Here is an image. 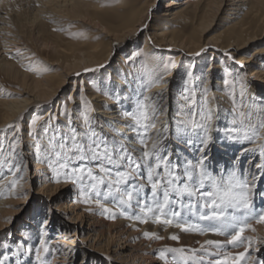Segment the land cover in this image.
I'll return each instance as SVG.
<instances>
[{"label":"bare ground","instance_id":"1","mask_svg":"<svg viewBox=\"0 0 264 264\" xmlns=\"http://www.w3.org/2000/svg\"><path fill=\"white\" fill-rule=\"evenodd\" d=\"M103 1L0 0V69L8 79L20 80L26 86L19 92L17 99L0 101V134L6 136L10 131L8 139L0 142V145H3L0 160L5 161L8 158L10 146L15 141L17 144L13 162L16 164L18 161L22 166L19 179L17 175L20 173L14 175L9 171V167L3 168L5 174L0 178V228L10 227V218L21 213L29 193L28 189L35 182L41 183L38 195L42 200V205L35 211L36 214L33 212L19 226L20 233L13 236L6 234L0 238V264H214L229 253L235 255L243 252L248 241L252 242L248 256L240 264H247L253 256L256 259L251 260V264H264V224L256 222L259 211L264 209V172L255 167L264 162V155L260 152V148L264 147V133H261V138L256 143L230 138L231 134L227 129L239 125L232 124L233 107L230 110L226 107L228 103L225 85L221 78L217 79L216 73L223 70L234 82H238L234 87V95L237 97L235 99L241 100L239 94L243 89L242 99L246 115L250 111L251 122L258 126L264 116V63L255 64L252 59L245 58L240 53L264 38V0H167L165 5H162V0H134L127 17L121 15L108 18L102 10ZM221 15L224 17L220 19ZM63 19L91 27L97 31L95 35L102 37V40L97 43L73 44L71 49L62 51V59L50 64L57 67L58 73L42 79H33L27 72L20 70L29 66L30 58H27L29 50L19 39V32L28 28L34 30L38 26H51L63 31ZM218 21L222 24V32L215 38H208L216 25L218 26ZM174 25L190 28L191 33L169 31ZM59 35L61 37L60 33ZM140 36L143 37L147 51L146 56L142 57L145 72L148 74L146 84H140L139 71L128 73L127 71L131 70L124 69L123 66H120L124 70L120 77L117 72L111 77L109 72L97 75V83L101 84L102 80H106L103 85L106 84L100 89V93H91L89 98L78 99V102L72 105V114L77 116L79 107L94 102L93 110L88 112L90 127L109 141H119L130 150L135 149L134 155L139 156L141 145L137 142V133L131 127L133 121L126 113L134 112L137 101L143 94H147L154 98L163 113L157 120L156 128L150 129L149 134L155 138L157 132L167 127V138L163 139L160 145L161 155L163 150L171 152V162L181 166L177 171H182L185 160L194 165L206 154L208 159L205 161V167L213 175H226L235 169L237 174L246 178L249 183L256 177L252 191L253 216L248 221L251 229L255 230L246 229L235 246L223 242L229 240L236 229L221 228L218 221L199 219L198 213L203 211L199 206L193 211L184 207L181 209V215L173 218L171 209H179L180 206L170 204L169 208L164 210L163 217L173 218V224L156 223L155 217L159 216L160 212L152 204L150 187H145L139 197L133 199L131 206L119 205L114 192L112 195H106V186H101L99 196L89 192L91 200L99 199L106 207L113 208L115 219L109 218L110 214L105 213L95 202H84L81 191L82 188L86 192L88 189L81 183L78 186L65 183L61 179L62 183L58 184L54 178H50L47 171L51 168L46 166V161L50 158H45L44 154L38 156L36 142L27 138L24 122L31 109L52 105L67 83L72 80L76 83L85 82L86 74L91 72L85 71L86 69H104L111 64L113 56L121 47L133 43ZM209 48L213 58L203 80L199 72L200 61L204 51ZM175 53L176 60L168 68V73L161 65L164 58ZM196 53L200 55H195ZM225 53H229L232 59ZM255 55H264V48L255 50L253 56ZM8 57L16 62L7 63L5 59ZM140 58L141 54L138 55L134 51L132 59H135V65L138 66ZM221 58L223 61L229 59L232 62L216 64V59ZM121 62H125L123 58ZM183 62L190 66L189 71L183 70ZM189 73L191 83L188 82ZM161 76L163 82L158 87H152L147 93L141 92ZM201 80L204 88L208 89V106L213 110L211 126L217 129L210 133L211 140L203 153L198 150L200 139L197 136L192 137L190 145H185L175 134V122L183 119L190 111V108L184 107L187 102L182 98V94L185 90H188V94L194 90L197 109L203 107L202 98L205 94L204 88L200 89ZM75 89L76 87L71 99L77 96ZM107 93L109 95L105 96ZM51 113V109L48 110L46 117ZM52 125L49 123L45 128L48 136L53 132ZM80 126L82 125L75 121L71 127L79 131ZM56 128L60 129L59 126ZM59 134L64 136L68 133L64 131ZM200 135L202 136V133ZM44 151L49 152L47 149ZM31 163H34L32 168ZM53 173L52 175L55 174ZM132 183L133 181H128V185ZM136 199L141 200V205H137ZM183 199L187 204L188 198ZM144 201L153 207V212L146 215L140 212ZM121 211L125 215H121ZM224 211L226 215H234L241 221L245 216L240 210L225 208ZM57 213L69 224L53 222ZM126 216H139L146 219L147 223H140L139 220ZM178 222L203 229L206 234H200L199 231L184 232L175 226ZM212 229H219L223 234H216ZM145 232L155 233L163 239L149 240L145 238ZM54 235L56 236L52 238ZM173 235L178 236L179 240H172ZM39 237L41 243L37 245ZM208 240L220 241L221 247L217 249L207 245ZM81 241H84L86 250L79 248ZM42 244L47 248L46 252L41 248ZM172 248H182L184 253L169 251ZM38 250L39 260L36 258ZM79 255H82L80 262ZM193 260L197 262L194 263Z\"/></svg>","mask_w":264,"mask_h":264},{"label":"snow or ice","instance_id":"2","mask_svg":"<svg viewBox=\"0 0 264 264\" xmlns=\"http://www.w3.org/2000/svg\"><path fill=\"white\" fill-rule=\"evenodd\" d=\"M39 6V5H37ZM203 51V50H202ZM195 55H200L196 53ZM230 59L229 53H225ZM102 67V66H101ZM26 70L32 71L28 68ZM95 69H86L85 71H94ZM163 82V76L145 87V93L150 92L152 87H158ZM188 82L191 83V73L188 74ZM224 83L227 85L228 80ZM204 96L202 98V109H197V101L194 96V90L188 94V90L182 94V98L187 102L184 107L190 108L187 118L177 120L175 134L178 140H182L185 145L192 143V137L195 135L200 139L199 151L204 152L211 140V122L213 120V110L209 107L207 98L208 89H203ZM241 100L237 102L233 97V125L238 127H230L227 132L231 139H243L256 143L261 138V133H264V121H261L258 126L251 122V112L246 115L243 110L244 90L240 91ZM249 107H251L249 105ZM63 111L68 113L67 105L63 106ZM163 113L154 102V98L143 94L137 101V106L134 112L126 113L128 118L133 121L131 127L137 133V142L141 145L139 156L134 155L135 149H129L127 145L119 141H109L106 138L98 135L94 129L90 127L88 115L85 112L83 122L85 131L77 133L76 129L71 127L69 114V133L62 136L57 141L56 134L49 140L50 153L53 157L49 160L48 166L60 175L61 170L64 171L65 182H78L87 188L84 191L82 188L81 195L84 196L86 204L95 202L96 205L103 209L105 213L110 214L109 218L115 219L113 208L106 207L99 199L95 201L89 198L88 193L100 195L101 186H106V195L116 194L115 199L119 205H129L134 198L139 197V194L145 187H150L152 204L155 209L160 212L159 216L155 217L156 223L172 225L173 218L181 215V209L187 207L189 211H193L199 206L203 211L199 212V219L207 221H218L221 228L236 229L229 240L223 243L237 245L241 240L242 234L246 229H251V224L248 222L253 216L252 191L255 187V179L251 183L246 178H241L235 169L231 172L220 173L218 175L211 174L205 167L207 155H202L193 165L190 161L185 160L182 171L178 163L171 162V152L163 150L160 147L163 139L167 138V127L155 134V138L149 134L150 129H155L157 120ZM199 117V119H197ZM42 117L37 116L31 121V131L35 132L37 123ZM9 127H17L9 125ZM202 133V136L200 135ZM149 141L151 145L149 146ZM17 142H13L10 146L8 156V167L10 172H20L19 164H14L15 161L14 148ZM260 152L264 155V147L260 148ZM3 154V145H0V155ZM5 163L0 160V165ZM255 167L264 172V162L258 163ZM159 170V171H158ZM128 181H133L128 185ZM56 183L60 180L56 179ZM16 183V181H13ZM128 185V187H124ZM129 188L131 190H129ZM184 197L188 198V203H184ZM137 205H141V200L136 199ZM170 204H178L179 209H171L173 218H162L164 210L169 208ZM240 210L245 213L243 220H238L234 215H226L224 209ZM140 212L145 215L148 212H153V207L149 206L146 201L140 207ZM121 215H125L123 211ZM129 219H137L140 223H147L146 219L141 217H127ZM256 222L264 224V209H261L256 216ZM176 227L181 228L184 232L199 231L200 234H206L203 229L194 226H188L184 223H176ZM255 230V229H251ZM216 234H223L219 229H212ZM145 238L152 240H161L163 237L155 233H144ZM172 240H179L178 236L173 235ZM251 241L245 246L243 252L238 254L229 253L222 260L218 259L214 264H240L248 256V249ZM207 245L221 247L220 241L208 240ZM41 248L46 252L47 248L42 244ZM171 252L184 253L182 248L169 249ZM258 251V249H257ZM161 257L163 253L161 252ZM37 260L40 259V251L36 253ZM194 258V255H193ZM110 259V258H109ZM256 259L251 257L247 264H251V260Z\"/></svg>","mask_w":264,"mask_h":264},{"label":"rangeland","instance_id":"3","mask_svg":"<svg viewBox=\"0 0 264 264\" xmlns=\"http://www.w3.org/2000/svg\"><path fill=\"white\" fill-rule=\"evenodd\" d=\"M133 1L134 0H104L103 4H102V10H104V12H105L104 16L106 18H108L109 16L120 17L121 15H123L124 17H127L129 12L131 11L130 5ZM166 1L167 0H162V5H165ZM222 17H224V15L223 16L221 15L220 19ZM62 23L64 24L62 26L63 31H58L56 29H53L51 26H45L44 28L38 26L34 30H32L31 28L26 29V31L20 30L19 39L22 41V43H24V46L26 48H28L29 54H28L27 58L28 59L30 58L29 59L30 60L29 66L27 68L20 69L22 72H24V71L27 72L30 75V77H32L33 79H42L45 76L56 74V73H58L57 67L50 66V64H55L58 59H62V57H63L62 51H67V50L71 49V47H73V44L85 43V42L97 43V42H100L102 40V37L95 35L97 33L96 30H92L91 27L86 26L83 23H80L77 21H72V20H67V19H63ZM154 23L158 24L157 21H154ZM216 24H218V26L216 25L213 32L207 36L208 38H215L218 35H220V33L222 32L223 29L221 28V25H222L221 22L218 21ZM172 30H175L176 32L182 31L185 34L191 33L190 28L185 29L181 25H174L172 27V29L169 31H172ZM59 33L61 34V37H60ZM262 48H264V38L262 40L258 41L257 43H254L253 45H251L250 47H248L247 49L242 51L240 54L243 55V57H245V58L252 59L255 64L264 63V55L253 56V53L255 50H260ZM134 51H136L138 53V55L141 54V58L139 59L138 66L134 64L135 59H132L134 57ZM145 51H146V49H145L144 40H143V37L140 36L133 43H131L129 45H124L123 47H121V50L113 56V58L111 60V64H109L107 67H105L104 69H101L99 71H97L96 70L97 68H95L94 71L88 72L90 75L86 74L85 82L76 83V82H74V80H72L71 82L67 83L65 89L60 94V96L56 99V101L52 105H50L51 107L50 106H48V107L36 106L33 109H31V111L27 115L26 121L24 122V131H25L28 139H33L34 142H36L37 145L35 148H37V155L39 156V154L40 155L44 154L45 158H48V157L50 159L53 158L51 156V153H50L49 140L53 137L54 134H56L57 141H58L62 137V135L59 133H62L64 131H67V133H69V114H70L71 126H73L75 121L79 122V124H81L82 126H80L79 131L77 130V133L84 132L83 130L85 127H84V122H83V115L85 114V112L88 115V112L90 113L93 110L92 106H93L94 102L91 101V104L88 102L86 104V106L79 107V111L77 112V114H78L77 116L75 114H72L74 112V110H72L71 108H72V105H74L78 102V99L81 100L84 97L89 98L88 97L89 94H91V93L97 94L100 91V89L102 87H104V85L106 83L104 85H103V83L106 80H102L101 84L97 83V81H96L97 75L98 76L100 74L105 75L109 72L108 75H110V77H111V76H115V73L117 72L118 73L117 76L120 77L122 75V71H124L122 68H120V66H123L124 69H130L131 70V71H127L128 73H130V72L137 73L139 71L140 74L138 76H139L140 84H142V83H143V85L146 84L148 74L145 72L144 58H142V57L146 56L145 54L147 51L146 52ZM211 52H212L211 48H209L208 50L204 51V53L201 57V61H200L201 62V69L199 72H200V75L203 78V80H205V77H206L207 72L209 70L208 67H209L210 63L212 62L211 59L213 57H211V55H210ZM8 58L5 59V61L7 63L16 62L11 57H8ZM121 58H123L125 62L122 63ZM175 60H176V53L173 55H168L166 58H164V62H163V65H161V68L169 73L168 68L173 64V62ZM216 60H217L216 64H219V65L222 64V62H225L226 64H231V62H232L229 59H226L228 61H223L222 58L216 59ZM213 64H214V60H213ZM181 66L185 72L190 70V66L187 64V62H183L181 64ZM28 68H31L33 70L32 71L26 70ZM216 73H217V79L221 78V81H223V83L225 80L229 81V83L227 85L224 83L225 93H226V97H227L226 102L228 103V104H226L227 105L226 107L229 110L231 109V107H233L232 110H234L233 97L237 98L234 95V87L238 85V82H234V80H232L231 77L228 74H226V72L223 70H221V71L218 70V71H216ZM25 83H27V81H25ZM75 87H76L75 90H77V96L75 99L74 98L71 99V94L75 93V92L73 93V90ZM204 87H205V85L203 84V81L201 80L200 89H203ZM24 88H26V86L24 85V83H22V81H20V80L16 81V80L8 79L6 77V75L3 73V70L0 69V92H2V93H0V101L9 100V99H17L19 97V92H22ZM141 92L143 93L144 90ZM104 95L107 96L109 94L107 93ZM235 100L237 102H239V100H237V99H235ZM64 105H67V108L69 110L68 113H65L63 111ZM50 109H51L52 113L49 115V117H46L47 111ZM243 110L246 113V109H243ZM187 115L188 114L184 115L183 119L187 118ZM37 116L42 117V119L37 123L35 132H32L31 127H30L31 121L33 119H35ZM180 117H182V116H180ZM197 119H199V117H197ZM261 121H264V116H263V119ZM49 123L53 124L52 125L53 132L51 133L50 136L46 135L47 132L45 133V128ZM57 126H59V128H60L59 130L56 128ZM211 127H212L211 132L217 131L216 128L214 129V126H211ZM8 133L10 134V131ZM9 134H7L6 136H3L2 134H0V142L4 141L5 138L8 139ZM65 135H67V134H65ZM44 149L49 150V152H45ZM8 153H10V152H8ZM8 156H9V154H8ZM50 159H48V161H46V163H47L46 166L48 167V169H50V167L48 166V162ZM12 163L15 164V162H13V161H12ZM16 164H19L18 161L16 162ZM32 165H34V163H31V165H30L31 168H32ZM4 166L8 167V159L7 158L5 160V163L0 167L1 168L0 169V178H2L5 174L4 173L5 169H3ZM19 166L21 168V171L20 172H13L14 175H17L20 173V175H17V177L19 176L18 179L22 175V166L21 165H19ZM51 170H53V169L51 168L50 170L47 171L48 174H50V176H51L50 178H54V180H56L57 178L60 177L59 183H62V181L65 182V180H64L65 176L63 175L64 174L63 170H61V172H63V173L60 172L59 176H56L57 175L56 172L53 171L55 173L54 174ZM52 173L54 175H52ZM61 179H62V181H61ZM65 183L73 184L70 181L65 182ZM78 184H79V182L77 183V185ZM40 188H41V183H38V182L33 183L32 186L29 187V189H28L29 193H28V196L25 200V204L21 208V211H20L21 213L18 214V216L16 214V215L12 216V218H10V222H12L10 224V227L0 228V238L6 234L11 235V236L18 234V232L20 231L19 226L22 223H24L25 220H27L29 218V216L32 215V213L35 212L36 209H38L42 205V200L38 195V193H40V191H39ZM34 214H36V212ZM163 218H165V217H163ZM53 222H55L57 224H60L62 222L69 224L58 213L54 216ZM42 224L44 225V221ZM55 236L56 235H54L52 238H54ZM40 243H41V237H39L37 245H39ZM84 245H85L84 241H81L79 248L84 250L85 249ZM80 253H82V252H80ZM80 258H82V255L79 257V262L81 261ZM193 262L195 263V262H197V260H193Z\"/></svg>","mask_w":264,"mask_h":264}]
</instances>
